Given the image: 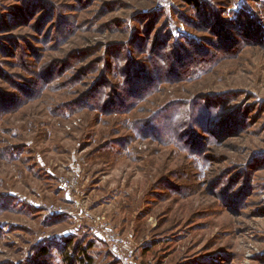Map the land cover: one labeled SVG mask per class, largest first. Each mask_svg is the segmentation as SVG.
<instances>
[{
    "label": "rangeland",
    "instance_id": "1",
    "mask_svg": "<svg viewBox=\"0 0 264 264\" xmlns=\"http://www.w3.org/2000/svg\"><path fill=\"white\" fill-rule=\"evenodd\" d=\"M187 1L0 0V24H13L0 30V91L24 100L27 89L50 86L1 123L18 150L0 153V264H67V251L71 264L88 256L92 264H264V0H200L213 24L200 23ZM45 19L52 26L43 35ZM185 19L201 30L188 31ZM63 21L71 33L61 44ZM183 36L197 43L192 60L170 64L188 81L153 100L201 98L210 114L227 116L199 160L134 142L131 117L49 111L103 80L118 95L129 51L142 63L165 44L168 59ZM114 50L122 53L112 58ZM195 133L200 144L209 135Z\"/></svg>",
    "mask_w": 264,
    "mask_h": 264
},
{
    "label": "trees",
    "instance_id": "2",
    "mask_svg": "<svg viewBox=\"0 0 264 264\" xmlns=\"http://www.w3.org/2000/svg\"><path fill=\"white\" fill-rule=\"evenodd\" d=\"M199 1L200 0H189L187 2L188 5H190V7L194 9L195 16L200 18V23L206 22L208 24H213L212 20L210 21L209 19H206L209 12L204 11L203 7L200 4L201 1ZM33 6H35V4H33ZM48 14L50 15L52 13ZM213 17H215L214 14ZM191 20H193L192 17ZM194 22L189 21L188 19L182 21L188 31L190 27H195L194 29L201 30L200 26H198ZM51 26L52 24H49L47 22V19H45L41 23V25L38 26L37 32L43 33L44 35V31L46 30V28L49 29ZM10 27H13L12 23L10 26H7L6 23L0 24V30H4L5 28L8 29ZM70 30L71 28L64 21L62 22V25L56 27L55 34L56 37H58V40H60L58 41L59 43L63 44L64 38H66V36L71 33ZM171 36L172 35H170V38ZM158 38H162V35H159ZM1 40L2 39H0V41ZM45 40L46 37L44 41ZM137 43L138 41L134 42V44ZM173 44H175V47L173 48L174 57L168 56V59H164L162 57V52H164V50L166 49L165 44H155L153 47H150L151 50L146 54L148 58H144V60L141 61L142 63H135L131 55L133 51H129V61L127 62V64H125L126 68L123 71L125 77L123 79L122 88L117 89L118 95L115 93L112 97L108 96V91L102 89L104 81L103 80L100 85H98L97 87L94 86L93 89L89 91L88 95H81L82 92L78 91L77 93H75L76 96L78 98L81 96L82 98H80L79 100L76 99L75 101H69L71 102L69 105H67L68 102H66L55 105L56 107L52 106L49 111L52 112L53 110L57 109L58 114L62 115V117L71 115L73 116L74 114L87 109L98 111L103 115L109 117H118L120 115L131 117V121H129L128 126L129 130L133 131L134 142L137 140H148L151 142L153 140L159 141L163 144V146L167 148L173 147L178 152H181L185 155H190L195 160H199V153H196L197 150H199L201 147L206 148V146H210L211 144L216 142V140H214V138H216L215 134L217 131H219L216 128L221 123L223 126L225 122H227V116L223 114V112L210 114L209 111H207L209 109L205 108L207 101H203L201 98H198L195 101L191 100L188 102H160L153 100L154 96L159 95L161 89L165 88L166 85L175 84V82L178 83V81L181 80L188 81L187 78L189 76L185 75L186 72H184L183 74L179 73V80L177 79V73H175L174 71L176 67L170 64V60L172 59V62H176V64H180V66L183 67V62H190L192 60V55H190L189 57V50L193 47H196L197 43L195 42V40L183 36L182 39H174ZM135 47L137 50H139V52H141V47L144 48V45ZM124 48L125 47H122L121 50L123 51ZM122 51L114 50V55L112 56V58L114 56L116 57L120 55ZM142 54H144L143 51ZM141 64H149V69L147 68V66L145 67ZM104 66L107 68L105 70V74H109L111 69L110 64L107 62ZM192 66L193 64L190 63L189 67L192 68ZM205 68L206 69L203 70V74L210 73L211 65L206 64ZM147 69L149 71H147ZM38 78L41 79V75L38 74ZM74 81L75 80L71 81L72 89L74 88L73 85H75V87L79 85V83ZM49 88L50 86H46V84L44 83L37 89H27L25 91L26 98L24 100L21 99V97H19L18 95H10L9 93H2V91H0V146H4L0 149V153H3L5 157H11L12 152L17 151L18 149L9 147L8 141L3 138L4 135L6 136V131L5 129L3 130L1 126L3 119H5L9 114H18L17 112H19V110L27 105V103L33 100H39L34 97L43 94V92L49 90ZM22 93H24V91ZM47 98L48 97H46V99ZM87 99H89L90 103L89 101L88 103H85L83 101H86ZM141 114L147 115L140 116ZM197 129H200V132H202L203 134H209L207 135L208 137L203 140L204 143L201 142L203 145L200 144V140H196L197 136L195 131ZM229 131H231V129ZM227 132L223 133V136L224 134L226 135ZM248 186L249 185H247V188ZM238 206L239 205H237L236 208ZM5 209L6 207L4 205L0 206V211L4 212ZM66 244L71 245L72 240H67ZM63 250L64 249H61L60 252L64 253ZM83 256H86L84 252ZM83 259V262H85V260H88V263L86 264L93 263L89 256L84 257ZM64 260L65 263L67 262V264L74 263L72 261L71 252L67 251L65 253ZM198 264L206 263H204V261H200Z\"/></svg>",
    "mask_w": 264,
    "mask_h": 264
}]
</instances>
